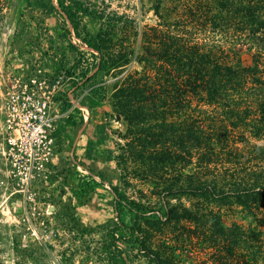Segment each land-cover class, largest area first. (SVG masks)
Returning a JSON list of instances; mask_svg holds the SVG:
<instances>
[{"label":"rangeland","instance_id":"rangeland-1","mask_svg":"<svg viewBox=\"0 0 264 264\" xmlns=\"http://www.w3.org/2000/svg\"><path fill=\"white\" fill-rule=\"evenodd\" d=\"M5 1L0 9V264H155L152 254L138 243L116 239L123 230L113 231L118 213L112 186L118 185L141 206L157 207L159 192L165 188L162 182L174 181L180 164L163 167L160 158L169 150L175 155L182 151L173 145L175 133L163 125V118L147 116L141 109L149 102H140L136 112H130L136 103L126 106L118 89L135 78L141 81L144 73L154 85L175 81L173 67L165 66L170 69L166 75L139 59L141 29L153 27L152 35L157 36L156 29L165 30L164 24L187 19L197 36L213 37L220 46L229 47L208 23L198 26L194 21L195 8L211 9L215 0H79L81 30L85 27L96 34L110 16L130 18L127 27L116 28L111 37L113 46H128V62L116 66L124 51L117 52V45L104 55L102 69L99 52L76 37L56 0ZM176 32L171 28V34ZM79 49L88 52L82 55ZM239 55L244 63L251 62L245 48ZM37 66L61 78V108L66 114L53 157L26 174L12 171L7 159L4 91L10 77L27 75ZM101 83L104 90L98 89ZM170 96L173 101V91ZM174 112L170 107L172 122L177 119ZM151 139L161 141L153 144ZM183 172L190 174L192 165L186 164ZM171 200L190 204L186 195L176 194ZM122 218L128 224L132 221L127 209ZM150 230L155 234L149 239L152 248L164 255L171 252L176 264H220L205 235L189 221H172ZM168 241L170 249L165 247Z\"/></svg>","mask_w":264,"mask_h":264},{"label":"trees","instance_id":"trees-1","mask_svg":"<svg viewBox=\"0 0 264 264\" xmlns=\"http://www.w3.org/2000/svg\"><path fill=\"white\" fill-rule=\"evenodd\" d=\"M5 2L0 0V9ZM56 2L76 37L99 52L100 69L106 61L104 55L116 50L117 45V52L124 51L116 66L128 62V46L111 43L116 28L127 27L128 16H110L93 34L80 28L79 0ZM214 4L212 10L195 8L193 15L198 18L194 21L198 26L208 23L210 31L219 32L229 47L220 46L213 37L200 38L187 19L164 24L165 30L156 29L157 36L152 35L153 27L141 29L144 53L139 59L166 75L170 69L165 66L173 67L175 81L167 86L159 82L154 85L146 81L149 75L144 73L141 81L135 78L118 89L126 106L136 103L130 112H136L140 102H149L141 109L147 116L163 118V125L175 133L173 145L182 151L178 155L170 150L167 156L161 153L163 167L180 164L179 172L175 169L178 177L162 182L165 188L159 192L162 195L157 207L141 206L118 185L112 186L118 213L113 231L123 230L116 239L138 243L140 249L152 254L155 264L176 262L171 252L164 255L152 248L149 239L155 234L150 228L180 220L202 231L220 264H264V0H215ZM171 28L177 32L171 34ZM243 48L251 56L248 64L239 55ZM79 52L85 55L88 51ZM104 88L103 83L98 85V89ZM172 106L177 115L173 122L169 118ZM156 141L149 143L161 140ZM186 164L192 165L188 175L183 172ZM176 194L188 196L190 204L173 203L171 198ZM124 209L132 216L130 224L123 221ZM237 216L248 223L238 222ZM169 244L165 242V247L170 249Z\"/></svg>","mask_w":264,"mask_h":264},{"label":"built area","instance_id":"built-area-1","mask_svg":"<svg viewBox=\"0 0 264 264\" xmlns=\"http://www.w3.org/2000/svg\"><path fill=\"white\" fill-rule=\"evenodd\" d=\"M4 95L7 159L12 171L33 174L57 150L59 125L66 114L61 108V78L37 66L27 75L10 77Z\"/></svg>","mask_w":264,"mask_h":264}]
</instances>
